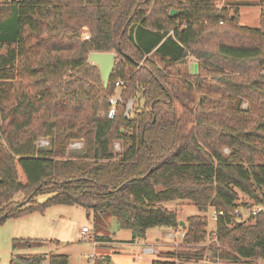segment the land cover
Masks as SVG:
<instances>
[{
  "label": "trees",
  "instance_id": "trees-1",
  "mask_svg": "<svg viewBox=\"0 0 264 264\" xmlns=\"http://www.w3.org/2000/svg\"><path fill=\"white\" fill-rule=\"evenodd\" d=\"M240 4L1 0L0 223L52 204L79 205L94 212L98 240L109 239L103 228L114 216L140 237L164 225L199 243L209 235L204 213L212 207L222 211L219 257L264 258V213L237 220L240 205L264 202V113H256L264 110V29L239 22ZM213 35L214 49L207 44ZM91 51L117 54L108 87ZM190 56L198 59L193 73ZM117 78L122 101L110 116ZM41 136L50 137V148L35 145ZM75 139L84 146L70 151ZM42 192L51 196L35 202ZM240 192L249 200L240 201ZM173 200H189L202 214L182 226L165 205ZM195 256L168 250L151 264ZM18 259L69 264L63 253Z\"/></svg>",
  "mask_w": 264,
  "mask_h": 264
},
{
  "label": "rangeland",
  "instance_id": "rangeland-1",
  "mask_svg": "<svg viewBox=\"0 0 264 264\" xmlns=\"http://www.w3.org/2000/svg\"><path fill=\"white\" fill-rule=\"evenodd\" d=\"M226 2L242 3L238 8L241 24L264 29V0H219V5ZM232 7L229 6L230 11ZM85 29L84 38L88 33V28ZM218 40L219 36L213 35L207 39V44L214 49ZM6 51L7 46L0 44V55ZM192 61L198 62V59L190 56L189 63ZM115 92H120V88H115ZM130 99L133 101L132 104L136 100L134 97ZM247 106L248 101L245 100L243 107ZM256 113L260 115L264 110H257ZM44 140H48L49 143L46 144ZM35 145L50 148V137H39ZM83 146L82 139H75L70 142L69 150L79 151ZM119 148V141H114V149L118 151ZM223 149L226 152L230 151L227 146ZM50 196L51 193L42 192L36 194L33 200L43 202ZM21 198L22 196L18 195L15 197L16 200ZM246 200H249L248 195L240 192V201ZM165 205L176 210L178 218L185 221V225L191 215L202 214L189 200L168 201ZM237 210L242 214V217L237 218L238 221L251 220L248 206L240 205ZM204 214L208 219L209 235L199 243L185 242L182 234L185 231L181 227L172 228L164 225L149 227L145 236L140 237L135 235L132 229L121 227L114 216L108 217L107 226L103 228L109 239L98 240L93 234L95 225L93 211L89 213L85 207L79 205L52 204L44 211L33 210L18 216H10L0 223V264H12L13 261L24 264L18 256L36 253L47 257L52 253L67 254L69 264H151L153 259L161 257V253L174 249L177 251L189 249L196 253L195 257L182 260L188 264H264V258L261 257H240L236 261L219 257L217 249L225 248L226 244L215 236L216 220L212 217L213 208L210 207ZM83 226L90 227L92 238L80 239ZM103 232L100 231L99 234ZM15 240L18 241L16 245ZM27 240L33 242L27 244ZM147 248L150 251H147ZM43 264H48V261H43Z\"/></svg>",
  "mask_w": 264,
  "mask_h": 264
},
{
  "label": "built area",
  "instance_id": "built-area-1",
  "mask_svg": "<svg viewBox=\"0 0 264 264\" xmlns=\"http://www.w3.org/2000/svg\"><path fill=\"white\" fill-rule=\"evenodd\" d=\"M84 36H85V38H89V34L88 33H86ZM262 73L264 74V67L262 68ZM122 83L123 82L121 81L120 78H117V79L114 80V85H115L116 88L117 87H121ZM121 101H122V95H121L120 92H115L114 91V93L112 95H110V97H109V103L111 104V108H110V112H109V115L110 116H113L114 115L115 110H116V106ZM132 102L133 101H131V99H130L126 103V114L127 115L129 114V111L131 109ZM44 142L46 144L49 143L48 140H44ZM248 208H249V211H250L251 216H255V215L259 214V213H264V202H262V203H253V204L249 205ZM218 214H222V211L220 210L219 213H218V212H216V211L213 210V216L212 217L216 220ZM239 215H241V217H242V214L241 213ZM90 233H91L90 227L83 226L82 227V230H81V237H80V239L86 240L88 238H92V236L90 235ZM182 234L184 235V232ZM146 250L147 251H150L149 248H147ZM176 264H188V263L183 262L182 260H179L178 259L176 261Z\"/></svg>",
  "mask_w": 264,
  "mask_h": 264
},
{
  "label": "water",
  "instance_id": "water-1",
  "mask_svg": "<svg viewBox=\"0 0 264 264\" xmlns=\"http://www.w3.org/2000/svg\"><path fill=\"white\" fill-rule=\"evenodd\" d=\"M178 13L177 9H170V16H175ZM117 54L114 51H91L89 54V61L98 65L100 70L101 79L104 87H108L110 78L113 74L114 67L116 64ZM198 62H190V72H196ZM89 215V214H88ZM185 221L180 220V225H184Z\"/></svg>",
  "mask_w": 264,
  "mask_h": 264
}]
</instances>
